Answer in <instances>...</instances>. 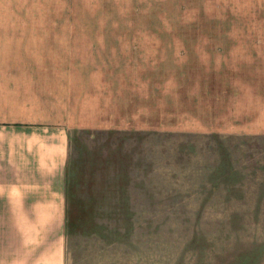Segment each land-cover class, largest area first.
Returning <instances> with one entry per match:
<instances>
[{"label":"rangeland","instance_id":"374dc122","mask_svg":"<svg viewBox=\"0 0 264 264\" xmlns=\"http://www.w3.org/2000/svg\"><path fill=\"white\" fill-rule=\"evenodd\" d=\"M190 4L0 1V60L35 74L34 108L70 125L68 264H264V129L213 127L230 87L264 124V19L223 33Z\"/></svg>","mask_w":264,"mask_h":264},{"label":"crops","instance_id":"0c3cea01","mask_svg":"<svg viewBox=\"0 0 264 264\" xmlns=\"http://www.w3.org/2000/svg\"><path fill=\"white\" fill-rule=\"evenodd\" d=\"M140 1L145 0H127L132 3L128 15H179L155 11L166 9L163 1L178 3L180 0H157L158 7L149 8L156 9L154 12H145L148 8H141ZM188 1L191 12L185 15L220 17L221 20L213 21V24L221 27L218 31L223 33L232 31V17L264 19V0ZM197 8L206 11L195 14ZM261 25L262 29L254 30L264 32V24ZM245 27H253V24ZM232 90V87L217 90V97L223 96L222 108H228L229 118L227 122L222 118L224 122L214 123L213 127L217 130L235 127L240 133L251 128L264 129V124L253 123L255 115L233 110L229 102L233 98L227 96ZM257 92L264 94L263 76L259 79ZM42 97L35 74L8 72L0 60V264H68L67 237L73 232L71 226L76 221L71 209L76 207L72 203L77 198L68 170L70 125L38 113L34 106L44 102Z\"/></svg>","mask_w":264,"mask_h":264}]
</instances>
